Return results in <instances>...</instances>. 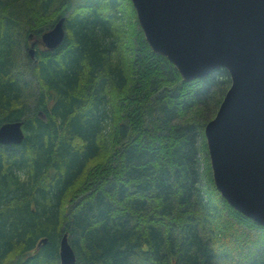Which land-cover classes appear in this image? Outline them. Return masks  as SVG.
Returning a JSON list of instances; mask_svg holds the SVG:
<instances>
[{"label": "trees", "instance_id": "16d2710c", "mask_svg": "<svg viewBox=\"0 0 264 264\" xmlns=\"http://www.w3.org/2000/svg\"><path fill=\"white\" fill-rule=\"evenodd\" d=\"M60 18V45L17 69ZM228 86L223 69L183 83L129 0H0V125L24 133L0 145V264H58L64 233L74 264H264V228L205 155Z\"/></svg>", "mask_w": 264, "mask_h": 264}, {"label": "water", "instance_id": "95a60500", "mask_svg": "<svg viewBox=\"0 0 264 264\" xmlns=\"http://www.w3.org/2000/svg\"><path fill=\"white\" fill-rule=\"evenodd\" d=\"M129 2L147 47L183 83L218 69L227 73L229 86L202 131L210 177L231 209L264 228V0ZM62 22L40 35L46 51L62 42ZM23 138L20 123L0 126V145L17 146ZM57 257L58 264H74L65 233Z\"/></svg>", "mask_w": 264, "mask_h": 264}, {"label": "rangeland", "instance_id": "374dc122", "mask_svg": "<svg viewBox=\"0 0 264 264\" xmlns=\"http://www.w3.org/2000/svg\"><path fill=\"white\" fill-rule=\"evenodd\" d=\"M139 28V27H138ZM21 38H17L16 39V42L19 44V42H18V40H20ZM27 43V42H26ZM41 48H43L41 45H35L34 47H33V50H34V52H35V49H37V50H41ZM27 49H28V47H27V45L25 44V46H21V44H19V45H17V46H15V51H14V54H13V56H12V58L15 60V62H16V65H17V69H19L20 71H22L23 69H25L26 68V65H27V62H28V60H29V58H28V60H27ZM31 60V59H30ZM19 70H17V71H19ZM19 71V72H20ZM205 146V145H204ZM205 155H206V149H205ZM206 159H207V156H206ZM207 163H208V160H207ZM201 168H202V166H201Z\"/></svg>", "mask_w": 264, "mask_h": 264}, {"label": "flooded vegetation", "instance_id": "af4514ba", "mask_svg": "<svg viewBox=\"0 0 264 264\" xmlns=\"http://www.w3.org/2000/svg\"><path fill=\"white\" fill-rule=\"evenodd\" d=\"M30 36V35H29ZM29 40V43H31V42H33L34 43V46L35 45H41V43H40V41H39V43H37V42H35V41H31V36H30V38L28 39ZM33 46V47H34ZM42 46V45H41ZM43 47V46H42ZM44 48V47H43ZM28 50V49H27ZM27 53V52H26ZM34 53V52H33Z\"/></svg>", "mask_w": 264, "mask_h": 264}, {"label": "bare ground", "instance_id": "6f19581e", "mask_svg": "<svg viewBox=\"0 0 264 264\" xmlns=\"http://www.w3.org/2000/svg\"><path fill=\"white\" fill-rule=\"evenodd\" d=\"M13 123H20V128L22 129V124H21V122H13ZM4 124H10V123H4ZM1 126V125H0ZM22 132H23V130H22ZM23 135H24V133H23ZM66 234V233H65Z\"/></svg>", "mask_w": 264, "mask_h": 264}]
</instances>
